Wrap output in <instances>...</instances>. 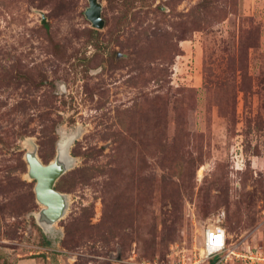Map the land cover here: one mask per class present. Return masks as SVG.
<instances>
[{
  "label": "rangeland",
  "instance_id": "obj_1",
  "mask_svg": "<svg viewBox=\"0 0 264 264\" xmlns=\"http://www.w3.org/2000/svg\"><path fill=\"white\" fill-rule=\"evenodd\" d=\"M98 1L0 0V264H215L213 226L264 256V0ZM60 145L44 229L25 154Z\"/></svg>",
  "mask_w": 264,
  "mask_h": 264
},
{
  "label": "water",
  "instance_id": "obj_2",
  "mask_svg": "<svg viewBox=\"0 0 264 264\" xmlns=\"http://www.w3.org/2000/svg\"><path fill=\"white\" fill-rule=\"evenodd\" d=\"M101 4L98 0H88V8L85 17L94 28H102L104 19L101 15ZM45 22L43 17L42 23ZM66 149L58 148L56 157L44 164L34 150H29L25 154L28 165V176L35 180L34 192L36 201L45 207L37 214V219L44 229L60 219L66 209L65 195L54 189L56 180L64 173L69 166L70 159L65 161ZM69 159V160H68Z\"/></svg>",
  "mask_w": 264,
  "mask_h": 264
},
{
  "label": "built area",
  "instance_id": "obj_3",
  "mask_svg": "<svg viewBox=\"0 0 264 264\" xmlns=\"http://www.w3.org/2000/svg\"><path fill=\"white\" fill-rule=\"evenodd\" d=\"M228 236L226 230L221 226H213L205 229L202 247V256L205 259H214L215 264L222 262L223 260L240 258L241 260H247L253 262V260H261L264 257L260 254V250L252 248H244L240 250L239 244H228Z\"/></svg>",
  "mask_w": 264,
  "mask_h": 264
},
{
  "label": "crops",
  "instance_id": "obj_4",
  "mask_svg": "<svg viewBox=\"0 0 264 264\" xmlns=\"http://www.w3.org/2000/svg\"><path fill=\"white\" fill-rule=\"evenodd\" d=\"M16 264H43L40 260H18Z\"/></svg>",
  "mask_w": 264,
  "mask_h": 264
},
{
  "label": "bare ground",
  "instance_id": "obj_5",
  "mask_svg": "<svg viewBox=\"0 0 264 264\" xmlns=\"http://www.w3.org/2000/svg\"><path fill=\"white\" fill-rule=\"evenodd\" d=\"M59 147H60V148H62V146H61V145H60ZM43 206H44V205H43Z\"/></svg>",
  "mask_w": 264,
  "mask_h": 264
}]
</instances>
